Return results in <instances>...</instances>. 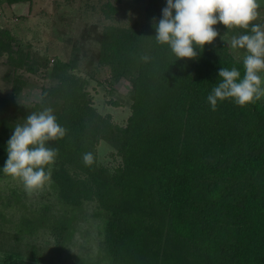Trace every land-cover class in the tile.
Returning a JSON list of instances; mask_svg holds the SVG:
<instances>
[{"label":"trees","instance_id":"trees-1","mask_svg":"<svg viewBox=\"0 0 264 264\" xmlns=\"http://www.w3.org/2000/svg\"><path fill=\"white\" fill-rule=\"evenodd\" d=\"M213 1L191 7L149 0L143 28L103 33L99 65L109 66L113 81L125 77L132 84L133 115L125 129L95 116L77 82L46 90L47 101L27 122L25 164L42 178H52L44 154L50 152L105 188L110 175L97 169L96 146L104 138L118 149L123 164L111 180L120 193L113 200L124 209L100 193L114 217L125 214L109 225L114 234L118 224L122 234L110 238L113 264H264V104L256 67L199 29L203 8ZM217 1L234 9L233 0ZM262 26L234 25L248 40ZM5 40H11L8 30L0 32V46ZM8 56L16 69L38 67L28 54ZM64 80L79 81L67 74ZM63 176L53 175L63 199L77 203Z\"/></svg>","mask_w":264,"mask_h":264},{"label":"rangeland","instance_id":"rangeland-1","mask_svg":"<svg viewBox=\"0 0 264 264\" xmlns=\"http://www.w3.org/2000/svg\"><path fill=\"white\" fill-rule=\"evenodd\" d=\"M183 2L201 7L203 0ZM231 2L234 9L217 0L203 8L199 29L217 44L227 42L234 56L256 67V89L264 104V0ZM148 4L149 0H30L0 5V32L8 30L11 36L0 46V264H113L110 238L122 235L118 224L125 214L114 217L100 193L111 207L119 204L113 200L120 193L111 180L123 164L116 146L104 138L96 146L97 169L110 175L104 188L74 163L57 162L50 152L44 154L52 178L40 177L25 164L24 140L27 122L47 101L45 91L61 88L62 83L80 84L78 92L86 94L95 116L109 120L113 127L129 125L132 84L125 77L113 81L109 66L99 65L101 38L108 28H143ZM238 22L263 26L259 34L252 30L248 40L235 29ZM254 41H259L257 47L251 44ZM18 51L38 66L34 72L11 64L9 53ZM44 59L48 66H43ZM58 62L70 67L55 71ZM66 74L79 81L64 80ZM55 171L71 183L77 203L63 199L53 179ZM112 221L118 223L114 234L109 230Z\"/></svg>","mask_w":264,"mask_h":264}]
</instances>
